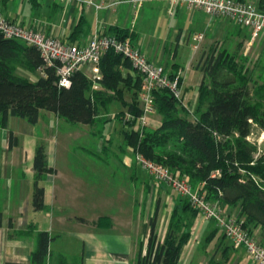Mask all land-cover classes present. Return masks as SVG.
Masks as SVG:
<instances>
[{
    "label": "crops",
    "instance_id": "0c3cea01",
    "mask_svg": "<svg viewBox=\"0 0 264 264\" xmlns=\"http://www.w3.org/2000/svg\"><path fill=\"white\" fill-rule=\"evenodd\" d=\"M91 1L102 8L73 0H0V14L76 45H84L96 32H120L151 63L162 66L171 77L178 76L187 104L192 105L190 119L194 118L198 88L207 82L197 64L217 43L223 46L217 51L230 58L236 55L242 41L249 39L248 31L231 25V20L210 16L183 3L175 5L170 13L165 1H146L140 6L128 0ZM241 1L258 5L264 2ZM199 34L203 39L198 42L195 36ZM232 39L237 43L230 53ZM259 40L264 43V34L252 43L258 53ZM256 59L257 56L252 60ZM79 70L90 81L89 93L101 91L116 96L99 102L92 124L70 123L41 110L35 124L8 115L6 124L0 125V264H33L30 253L42 231L51 238L46 264H57L58 255L65 258V264H136L138 255L147 250L150 219L157 209V234L162 220L159 213L165 208L184 216L189 232L178 264H201L203 259L192 261L195 245L189 247L195 215L183 207L181 197L169 186L155 181L137 164L134 149L128 143V134L140 130L137 117L133 120L129 111L135 71L132 67L121 68L126 83H120L117 95L105 90L100 80H90V67ZM15 74L31 82L42 75L21 67ZM160 122L154 112L150 124L143 129L153 130ZM117 131L121 143L113 151L111 139ZM39 144L45 147L49 171L39 181L44 191L43 207L34 210L30 196L36 174L34 152ZM225 209L238 210L236 206ZM213 228L205 232L206 237L212 234L214 238L218 229L215 225ZM249 233L264 246L259 225ZM221 236L217 247L224 256L223 263L256 264L243 248L234 247L222 233Z\"/></svg>",
    "mask_w": 264,
    "mask_h": 264
},
{
    "label": "trees",
    "instance_id": "16d2710c",
    "mask_svg": "<svg viewBox=\"0 0 264 264\" xmlns=\"http://www.w3.org/2000/svg\"><path fill=\"white\" fill-rule=\"evenodd\" d=\"M119 33L115 34L125 38ZM18 67L31 72L42 69L43 74L31 82L15 74ZM197 67L207 82L198 88L194 118H188L186 108L168 89H155L154 110L160 116V125L153 130L131 131L128 143L135 153L165 165L192 187L200 188L209 201L222 208L236 206L238 210L227 212L234 213L248 232L259 225L264 238V155L258 153L257 141L252 139L264 133V102L257 97L259 88L255 91L249 69L235 62L234 56L229 58L215 48L203 56ZM121 68L131 65L120 54L110 50L101 56L99 83L117 95L120 83H126ZM135 74L134 98L129 104L133 120L140 115L136 94L141 78L136 71ZM89 91L90 81L80 70L72 74L69 87H58L55 64L44 65L33 46L0 34V125L6 124L8 115L35 124L41 110L70 123L92 124L99 102L116 96ZM33 163L36 174L30 200L32 208L40 210L44 191L39 181L49 171L42 144L35 148ZM181 200L185 209L194 215L199 213L186 199ZM176 215L171 213L166 234L162 242H157L155 210L149 221L147 250L138 255L136 264H178L189 232L177 233L184 223L180 224ZM50 239L46 231L37 234L31 263L46 264ZM57 264H65V258L58 255Z\"/></svg>",
    "mask_w": 264,
    "mask_h": 264
},
{
    "label": "built area",
    "instance_id": "2783aa9c",
    "mask_svg": "<svg viewBox=\"0 0 264 264\" xmlns=\"http://www.w3.org/2000/svg\"><path fill=\"white\" fill-rule=\"evenodd\" d=\"M72 1V0H65ZM102 8L91 0H73ZM146 1H165L171 13L177 4H186L190 7L202 9L213 17H222L231 20L239 27L248 31L249 39L246 48L252 45L260 34H264V2L262 5L241 0H128L134 6H140ZM111 4L106 7H110ZM0 34L8 39H16L33 46L39 53L44 65H56L58 87H69L72 74L84 66L90 67V80L99 81L101 73L99 61L106 51H113L126 58L131 67L141 78L138 90V107L140 115L135 119L139 129L150 124L151 116L155 112L153 91L168 89L174 98L192 114V105L187 104L180 88L178 76H169L162 66L151 63L140 50L127 38H120L114 33H94L84 45L66 43L53 35L41 30L25 27L11 21L0 14ZM201 41L203 35L195 36ZM221 43L215 45L216 51ZM43 74L42 69L39 70ZM137 164L155 181L164 183L181 198L188 201L190 206L197 210L204 219L212 221L231 242L234 247H241L256 264H264V246H262L246 229L234 213H229L216 202L206 198L200 188H194L184 178H180L165 165L150 160L140 153L134 152Z\"/></svg>",
    "mask_w": 264,
    "mask_h": 264
},
{
    "label": "rangeland",
    "instance_id": "374dc122",
    "mask_svg": "<svg viewBox=\"0 0 264 264\" xmlns=\"http://www.w3.org/2000/svg\"><path fill=\"white\" fill-rule=\"evenodd\" d=\"M230 24H234V22L230 21ZM229 28V27H228ZM261 39V38H260ZM229 40V37H228ZM248 39L243 40L241 45L239 46V49H237V53L234 57L238 60L239 64H242L244 67L249 69V74L251 75L252 82L255 84V91L256 88H259V92L257 97L261 98V100L264 102V43H262L261 40L258 42V47H261L260 52L258 53L255 49L253 44L249 46V48H246V42ZM233 39L229 43V50L232 51L230 53H233V50L235 49V43ZM223 48V46L221 45ZM221 47H219L221 49ZM258 53V55H257ZM257 56L256 60L255 57ZM253 61V62H252ZM256 95V94H255ZM108 125L109 123L106 122ZM117 126V124H116ZM253 140L257 141L258 145V153L264 155V133H257L255 136L252 137ZM121 143V137L119 136V132H114L112 134V139H111V145L110 149L115 151L116 147ZM110 154V152H107ZM172 190V189H171ZM170 211L168 208L162 209L159 213V217L161 216V226L159 227V232H157L155 240L157 242H161L164 238V235L166 234L167 227H168V218L170 216ZM178 214V213H177ZM191 215V214H190ZM171 217V216H170ZM184 216H180L179 214L176 215V218H178L180 224H183V221L185 219L183 218ZM182 219V220H181ZM194 222V229L191 231L192 233V239H191V245L194 246V255L192 257V261H201L200 259H203L201 264H231L229 261L225 260V263H223L224 256L221 257V253L219 252L220 249L218 248V241L222 240L221 232L219 230L215 231L214 238H212V234L209 235V237H206L207 232H211L212 229H214L213 222H210L204 217L198 213L192 218ZM183 227H180L179 231L177 232L178 234L181 233V231H186L187 227L182 225ZM206 232V234H205ZM226 243L228 242L227 240L225 241ZM218 246V247H217ZM218 260V261H217ZM217 263H216V262ZM191 262V261H189Z\"/></svg>",
    "mask_w": 264,
    "mask_h": 264
}]
</instances>
